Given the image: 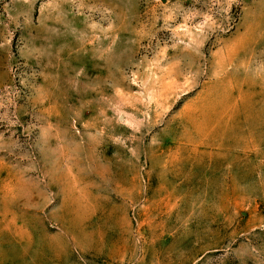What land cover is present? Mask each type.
I'll return each instance as SVG.
<instances>
[{
  "label": "rangeland",
  "instance_id": "rangeland-1",
  "mask_svg": "<svg viewBox=\"0 0 264 264\" xmlns=\"http://www.w3.org/2000/svg\"><path fill=\"white\" fill-rule=\"evenodd\" d=\"M0 264H264V0H0Z\"/></svg>",
  "mask_w": 264,
  "mask_h": 264
}]
</instances>
